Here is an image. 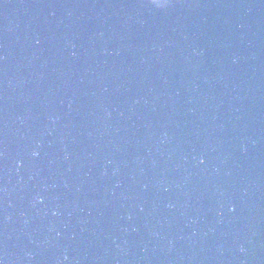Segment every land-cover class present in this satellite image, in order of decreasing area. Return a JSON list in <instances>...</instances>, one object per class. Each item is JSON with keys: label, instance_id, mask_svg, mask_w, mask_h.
<instances>
[{"label": "water", "instance_id": "obj_1", "mask_svg": "<svg viewBox=\"0 0 264 264\" xmlns=\"http://www.w3.org/2000/svg\"><path fill=\"white\" fill-rule=\"evenodd\" d=\"M0 264H264V0H0Z\"/></svg>", "mask_w": 264, "mask_h": 264}, {"label": "clouds", "instance_id": "obj_2", "mask_svg": "<svg viewBox=\"0 0 264 264\" xmlns=\"http://www.w3.org/2000/svg\"><path fill=\"white\" fill-rule=\"evenodd\" d=\"M148 2L156 9H164L168 6V0H148Z\"/></svg>", "mask_w": 264, "mask_h": 264}]
</instances>
